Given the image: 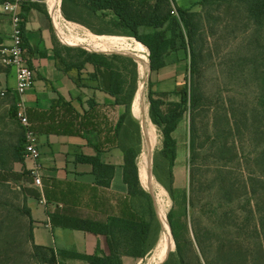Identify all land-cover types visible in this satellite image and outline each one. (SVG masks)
Returning a JSON list of instances; mask_svg holds the SVG:
<instances>
[{
    "label": "trees",
    "instance_id": "trees-1",
    "mask_svg": "<svg viewBox=\"0 0 264 264\" xmlns=\"http://www.w3.org/2000/svg\"><path fill=\"white\" fill-rule=\"evenodd\" d=\"M5 1L0 0L1 3ZM76 1L63 0V3ZM217 2L218 4L227 2L228 9L232 8L233 2H237L238 12L245 15L248 54L244 61L248 66V75L257 84L258 90L256 104L251 110H244V107H241L243 109L238 111L240 109L228 108L225 104L221 111L224 124L217 127L218 131L215 134L219 136L220 132L229 133L234 138L238 133L240 135L241 121L249 135L253 139H258L260 143L258 145L260 152L256 157L258 170L249 174L243 185L249 207L246 216L249 224L243 236L241 233H238V236L233 233L235 228L239 232L243 230L231 221L230 204L242 199L241 195L235 193L233 184L227 185L226 189L224 183H220L219 193H223V196L220 208L216 209L215 213L217 221H212L210 225H202L195 220L194 215L191 228L186 217L196 208L193 199L196 186L194 169L190 174L188 189H177L174 186L173 168L177 158V142L173 133L187 112L190 121L189 150L193 165L197 151L195 125L200 114L201 95L194 77L197 71L196 58L202 51L199 41L203 26L204 23L210 24L208 11L203 15L201 12L176 8V15L172 13L175 10L173 0H83V7L77 12V19L82 20L83 12L90 14L111 11L114 17L108 23L107 34L132 37L142 43L149 50L152 72L166 65V56L172 51L177 49L186 51L192 82L189 87L185 84L174 92L179 96V101H168V94L153 91L152 82L149 80V116L152 123L157 126L163 144L162 148L154 153L153 176L173 201V207L167 215V223L175 249L161 264H250L251 250L245 243L252 238L258 239L261 253L258 258L264 260V0H201V7L206 8ZM240 4L242 10L239 8ZM65 15L69 16L66 13ZM83 53L86 55V61L94 63L98 68H104V71L98 69L102 78V88L126 107L117 124V136L124 153V181L129 189L128 206L131 212L129 216L110 217L106 222L52 215L54 225L106 236L110 248L109 255L97 252L89 255L74 251H55L34 243L33 220L27 207V195L25 191H21L29 215V238L32 249L42 264H54L57 256L62 259L83 260L88 264H123L124 255L145 258L156 249L163 231L156 200L142 189L139 181L138 158L142 152L143 135L140 122L131 112L140 80L138 64L133 58L122 55H112L108 58L103 56L105 54ZM112 60L116 62L124 60L130 65H123L119 72L117 65L114 70ZM16 116L15 103L10 113L13 130L7 133L0 129V180L8 184L10 180H3L1 175L12 171L13 162L25 158V128ZM238 116L241 117L240 121ZM236 142L232 140L231 145L237 156ZM226 146L224 143L223 147ZM79 158L94 165L99 185L110 187L112 166L100 164L97 157Z\"/></svg>",
    "mask_w": 264,
    "mask_h": 264
},
{
    "label": "crops",
    "instance_id": "crops-1",
    "mask_svg": "<svg viewBox=\"0 0 264 264\" xmlns=\"http://www.w3.org/2000/svg\"><path fill=\"white\" fill-rule=\"evenodd\" d=\"M5 2H0V45L10 43L12 32L10 16L3 9ZM18 2L27 48L26 61L35 72L34 84L25 95L19 96L15 91V71L6 68L0 71V86L8 90L6 99L13 104L17 105L23 101L25 116L37 138L40 157L37 160L23 158L21 161L13 162L10 174L14 179L11 181H14L18 188H23L27 195V207L33 220V241L36 245L55 251H74L89 255L97 252L109 255L110 248L106 236L54 225L51 216L63 215L106 222L110 217L130 215L129 189L124 181L125 159L117 136V124L126 107L102 88V78L98 69L104 71L103 67L98 68L85 59L70 62L64 57L67 53L77 50L105 54L103 56L108 58L112 55L133 57L114 49L104 52L87 46L69 45L60 36L56 21L57 13L55 23L51 17L49 10L51 0ZM82 2L83 0H77L76 3H63V0H59L58 3L57 0L56 10L59 11L60 29L64 35L76 36L78 33L83 35L88 31L87 33L96 36H118L106 32L108 23L114 17L111 11L90 14L83 12V19H77V12L83 7ZM173 5L175 14L176 8L190 12L201 10V0H173ZM65 13L69 16L67 17ZM146 50L149 60V50ZM112 61L114 70L117 65L121 72L119 62ZM135 62L138 64V61ZM188 69L186 51L184 49L172 51L166 56L164 67L151 71V77L147 81L146 97L144 90L142 95L140 93L142 86L139 80L132 104V115L140 122L143 135L142 152L138 158L139 181L142 189L154 198L153 190L142 182L140 168L141 158L149 155V146L152 148L153 156L155 153L148 132L151 121L149 80L152 82L153 91L168 94V101H179V96L174 92L185 86ZM142 85L144 86V83ZM157 135L161 138L159 148L161 149L162 137L160 134ZM173 136L177 142V158L173 168L174 186L182 189L186 183L189 149V130L184 120L174 131ZM180 154L183 160L180 159ZM79 157H97L100 164L112 166L110 187L99 185L94 165ZM36 177L40 178V185L35 183ZM148 259L149 254L141 259L127 255L122 257L123 264H140ZM65 263L88 264L77 259H67Z\"/></svg>",
    "mask_w": 264,
    "mask_h": 264
},
{
    "label": "rangeland",
    "instance_id": "rangeland-1",
    "mask_svg": "<svg viewBox=\"0 0 264 264\" xmlns=\"http://www.w3.org/2000/svg\"><path fill=\"white\" fill-rule=\"evenodd\" d=\"M239 8L242 10L241 4ZM207 11L210 15V24L204 23L203 26L204 30L199 41L202 51L200 56L196 58L197 71L194 77L201 95L200 114L195 125L197 151L193 165L191 152L188 149L186 183L185 188H182L188 189L190 174L194 169L196 186L193 199L196 208L194 212L191 210L187 214L186 220L190 228L192 227L194 215L195 220L202 225H210L212 221H217L215 213L216 209L220 208L221 196H223V193H219L220 183H224L226 189H228L227 185L233 184L235 193L241 195L242 199L230 204L231 221L236 223L239 228H243L240 232L235 228L233 233L235 236H238V233L243 236L247 232L249 224L246 217L249 210V207H247L248 197L243 192V185L249 174L258 170L256 157L257 153L260 152V148H258L260 143L258 139H253L249 135L240 121V116H238L240 135L238 133V136L232 138L229 133L220 132L219 136L215 134L218 131L217 127L224 124L221 119V111L225 104L228 108L240 109L238 111L243 109L241 107H244V110H251L256 104L258 90L257 84L248 75V66L244 61L248 54L246 49L248 43L246 40L248 35L246 33L247 22L244 13L238 12L237 2H233L231 9H228L227 2H222V4L217 2L206 8L201 7L199 12L205 15ZM64 59L70 62L81 61V59H86V55L82 50H77L67 53ZM119 64L121 67L130 65L124 60H120ZM4 69L6 67L0 62V71ZM150 77L151 71H149L146 79L142 80L141 76L139 78L140 82L144 81L145 97L147 94V81ZM191 82L192 75L188 71L186 76L187 87L190 86ZM12 107V101L0 96V129H4V132L7 133L14 128L10 118ZM184 117L190 139L188 112ZM157 134H160L158 129ZM157 138L158 143L154 147L155 152L161 146V138ZM232 140L237 141L235 143L237 156L231 145ZM224 143H226V147H223ZM180 156V159L183 160V156L181 154ZM1 178L3 180L9 179L10 183H3L0 180V264H42L41 259L33 251L29 238V215L21 192L24 189L18 188V185L11 181L14 178L10 172L3 173ZM153 179L155 187L152 190L154 196H156L157 209L160 212V208H163L161 209L167 222V215L173 207V201L154 177ZM156 190L164 191L163 195L157 196ZM160 219L163 223L161 215ZM162 236L163 231L160 238ZM171 240L172 251L175 249V243L173 237ZM245 244L251 250L250 264H264V260L258 258L261 254L258 239L252 238ZM157 247L149 255V259L140 264H160L162 259L159 244ZM56 260L54 264H66L67 259L57 256Z\"/></svg>",
    "mask_w": 264,
    "mask_h": 264
},
{
    "label": "bare ground",
    "instance_id": "bare-ground-1",
    "mask_svg": "<svg viewBox=\"0 0 264 264\" xmlns=\"http://www.w3.org/2000/svg\"><path fill=\"white\" fill-rule=\"evenodd\" d=\"M51 1H52L51 2L52 3V5H51L52 18H53L54 23H55V13H57V15H56L57 26L59 29L60 36L65 43H67L69 45H73V46L74 45L87 46V47H90L92 49L101 50L104 52L107 50H113V49L118 50L121 52V54L131 56L136 61H138L139 73H140L142 80H144L148 77L147 73L150 71V64H149L147 51H146L147 48L142 43H140L139 41H137L133 38H126V37H122V36H106V35L105 36H96V35L87 33L88 31L86 32V34H83L84 32L83 33L81 32V34H83V35H78L79 34L78 32H77L78 34H76V36L75 35L69 36L68 34L64 35L65 33L63 34L61 29H60L61 25H60L59 19H61V18L59 17V11H57L58 10V5L56 6L57 0H51ZM58 3H59V0H58ZM67 26H69V25H67ZM75 28H76V26H75ZM67 31H69V30L67 29ZM143 82L144 81L141 82V86H142L140 89L141 95H142V91L144 90V86L142 85ZM145 109H146V107H145ZM148 127H149L148 132H149V135L151 137L150 139L153 143V147H155V145L158 143V140H157L158 135L156 133V131H157L156 127L157 126L155 127L153 125V123L151 121H149ZM141 159L142 160H140V162L141 161L142 162H141L140 168H141L142 182L146 187H149V189H152L155 186H154V179H153V176H152L151 171H150V167H151V155H150V153H149V155H144ZM157 192H158L157 196H160V195L162 196L164 191L163 192L157 191ZM161 208H160L159 216L161 215L162 220H163V236H162V238H160L161 241L158 244L160 247L159 249H161L160 250L161 251L160 257L162 259V261H161V263H162L163 261L166 260V258L168 257V255L172 249L171 248L172 247V240H171L172 235H171L169 225L167 224V222L164 218V213L162 210L163 208L162 209ZM157 251H158V249H157ZM160 257H159V259H160Z\"/></svg>",
    "mask_w": 264,
    "mask_h": 264
},
{
    "label": "built area",
    "instance_id": "built-area-1",
    "mask_svg": "<svg viewBox=\"0 0 264 264\" xmlns=\"http://www.w3.org/2000/svg\"><path fill=\"white\" fill-rule=\"evenodd\" d=\"M3 9L10 16L12 32L10 34V43L8 45H0V62L6 68H11L15 71V91L22 97L32 88L35 72L26 61L27 48L24 41L23 20L19 13L18 0L6 1L3 4ZM49 10L51 14V4ZM172 13L175 14V10ZM7 94L8 90L0 86V95L4 97ZM16 107L17 118L25 128V158L37 160L40 157L37 138L34 131L30 128L28 118L25 116L23 101L17 103ZM35 183L40 185L41 180L39 177L35 178Z\"/></svg>",
    "mask_w": 264,
    "mask_h": 264
},
{
    "label": "water",
    "instance_id": "water-1",
    "mask_svg": "<svg viewBox=\"0 0 264 264\" xmlns=\"http://www.w3.org/2000/svg\"><path fill=\"white\" fill-rule=\"evenodd\" d=\"M150 71H151V69H150ZM149 153L151 155V167H150V171H151V174H152V169H153V163H152V161H153V152H152L151 146H149Z\"/></svg>",
    "mask_w": 264,
    "mask_h": 264
}]
</instances>
